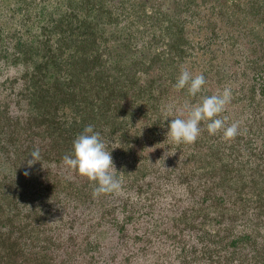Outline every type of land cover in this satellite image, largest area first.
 <instances>
[{
	"label": "rangeland",
	"instance_id": "374dc122",
	"mask_svg": "<svg viewBox=\"0 0 264 264\" xmlns=\"http://www.w3.org/2000/svg\"><path fill=\"white\" fill-rule=\"evenodd\" d=\"M70 12L101 23L129 74L109 125L120 143L105 142L122 187L94 198L65 164L29 168L27 154L1 149L0 202L13 219L0 210V231L16 224L15 264H264V0H0L1 104L26 69L14 53L35 52ZM182 68L205 77L197 97L175 89ZM225 87L221 118L239 124L236 138L201 122L194 144L167 139L175 116Z\"/></svg>",
	"mask_w": 264,
	"mask_h": 264
},
{
	"label": "trees",
	"instance_id": "16d2710c",
	"mask_svg": "<svg viewBox=\"0 0 264 264\" xmlns=\"http://www.w3.org/2000/svg\"><path fill=\"white\" fill-rule=\"evenodd\" d=\"M72 19L76 14L70 12L60 24L46 27L35 52L14 53V62L25 64L26 69L18 88L15 80L9 82V104L0 102V150L27 154L32 159L30 154L39 148L41 162L55 164L56 169L64 167L63 157L73 152L74 140L88 125L100 133L104 142L119 145L120 139H112L115 130L110 131L109 125L113 118L123 115L120 95L129 77L120 61L114 59L112 43L103 35L101 23H75ZM123 22H128L127 16ZM122 46L128 50L126 44ZM12 105L16 113L11 111ZM110 143L108 150L114 149ZM43 182L46 186L39 189L41 195L51 190L47 187L50 182ZM2 202L0 210L6 212ZM17 206L13 204L15 211ZM7 211L11 221L12 211ZM2 223L0 230L5 227ZM15 227L12 221L6 233L0 231V264H15L19 257L21 235H16ZM20 229L22 233L24 226Z\"/></svg>",
	"mask_w": 264,
	"mask_h": 264
},
{
	"label": "clouds",
	"instance_id": "9594fccd",
	"mask_svg": "<svg viewBox=\"0 0 264 264\" xmlns=\"http://www.w3.org/2000/svg\"><path fill=\"white\" fill-rule=\"evenodd\" d=\"M205 84L203 74L193 75L186 68H182L174 87L176 90L186 88L190 96L197 97L203 92ZM231 99L232 92L229 87H225L222 93L202 96L199 102L189 108L187 118H182L184 114L180 112L171 120L166 134L167 139L176 144H194L201 134V122L206 123L209 135L222 132L225 140L236 138L240 134L239 124L232 123L226 126L227 118H221ZM171 113L172 108L169 106L166 115L170 116ZM156 146L155 148H162ZM111 152L107 150L100 133L95 132L92 125H88L74 140L73 152L63 157L67 167L78 171L81 176L95 184L92 193L94 198L102 194L118 193L121 190V180L116 177L117 170ZM30 156L32 159L27 161L29 168L42 159L39 148L32 151ZM24 175L28 176L29 172L25 171Z\"/></svg>",
	"mask_w": 264,
	"mask_h": 264
}]
</instances>
